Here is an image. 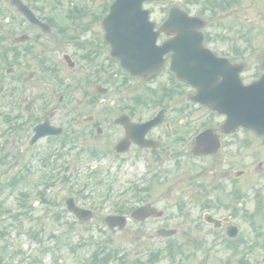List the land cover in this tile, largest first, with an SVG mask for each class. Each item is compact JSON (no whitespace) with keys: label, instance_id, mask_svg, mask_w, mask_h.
I'll return each mask as SVG.
<instances>
[{"label":"flooded vegetation","instance_id":"1","mask_svg":"<svg viewBox=\"0 0 264 264\" xmlns=\"http://www.w3.org/2000/svg\"><path fill=\"white\" fill-rule=\"evenodd\" d=\"M111 1L67 0L65 7H61L58 0H52L48 3L53 7L49 8L48 17L40 18L51 27L47 36L50 40H43L40 34L38 37L35 35L36 40L33 35L22 48H17V53L12 49L4 50L6 45L12 44L13 29L0 27V62L2 66H10L0 70V100L5 98L0 102L1 144L25 142L26 128L31 135L32 128L43 122L47 113L54 112L50 123L62 127V133L42 137L36 145L28 146L33 159L40 164L38 171L45 183L54 181L58 175L51 150L54 139L64 138L65 146H71L74 141H89V144L80 143L74 149H81L83 145L95 148L94 160L98 161L96 157L99 156V159L105 160L106 167L117 171L120 181H131L138 206L150 203L161 213L135 221L134 236L139 240L140 247L153 251L127 264H225V258L221 259L225 252L222 242L227 239L228 224L215 229L204 221V215L210 212L213 217L220 218L222 211L230 215V221H239L240 214L248 212L245 208L251 201L247 198L249 175L244 166L237 170L232 166L234 163L245 164L246 158L257 154L256 140L262 141L263 137L240 126L223 131V126L232 122L226 120L227 115L219 114L209 106L202 107L191 99L193 88L179 83L167 67L169 54L165 56L163 72L158 79L150 82L141 76H130L123 70L119 60L111 58V47L104 36L102 20ZM184 1L155 0L145 3L151 11L149 22L153 23V31L163 23L171 6ZM214 5L218 13L230 2L214 0ZM24 20L20 24L29 28ZM239 26L231 20L215 21L216 39L210 42L205 37L208 46L234 64L246 62L253 56L250 45L240 44L235 39ZM35 28L37 33L41 32L39 27L29 29ZM223 31L226 33L222 34ZM21 33L27 32L21 30L17 35ZM170 36L160 32L158 42ZM33 44L38 51L31 50L35 49ZM47 46L54 49V56L50 55ZM45 55L50 67L42 68L40 73L26 80L31 70L24 72L23 69L20 73L19 64L30 65L35 56L43 59ZM260 57L263 59L264 53ZM9 69L12 70L9 72ZM241 75L245 84L257 79V75L247 78L246 71ZM39 88L43 91L33 96ZM52 90L54 92L50 95ZM198 110H204V115L198 117ZM36 111L41 115L35 117ZM59 111L63 120L53 122ZM159 111L162 122L149 131H144L141 126L134 130L130 128V124L140 125ZM205 129L210 130L211 139L218 140L220 147L214 155H194L195 139ZM198 159L211 162L214 170L208 172L210 176L203 171L196 174L184 171V164ZM72 162L62 168L60 176L64 179H72L73 175L81 172L78 168H70ZM163 165L175 168L172 173L166 170L162 175L151 171ZM188 182L194 185L190 194ZM159 185H166V189L156 190ZM207 188L212 191H206ZM153 197H156L154 201H148ZM188 197H192V201ZM143 199L146 201L142 202ZM161 200L165 201V205L158 206L163 203ZM194 209L200 211L197 216L193 215ZM247 217L251 219L252 215L248 212ZM172 220L174 222H169ZM258 226L263 228L264 221L251 222L249 231L259 233L261 230L254 229ZM170 228L175 229L173 236L160 235L161 229ZM199 243H202L203 249L195 252L156 253L157 248L167 245Z\"/></svg>","mask_w":264,"mask_h":264},{"label":"rangeland","instance_id":"2","mask_svg":"<svg viewBox=\"0 0 264 264\" xmlns=\"http://www.w3.org/2000/svg\"><path fill=\"white\" fill-rule=\"evenodd\" d=\"M24 1L28 5L34 4L37 7H41V5H43V10L39 9L41 15L47 14L49 8H53L50 4H48L49 2H52V0H40L41 5L38 3L35 4L33 0ZM58 1L62 4L61 7H65V2L67 0ZM194 8L196 7L188 5V9L195 10ZM13 11L14 10L11 9V14H14V16H18ZM228 13H230L231 15L228 18L226 17V19L224 18L223 20H226L227 22L231 20L232 22L240 24L239 31L243 32V34H249V36L254 40V43L257 44L258 53H264V0H242L239 2L236 8H233L232 12ZM1 20L4 21L5 18H2ZM209 25L210 28L208 29V31L211 35H215L216 32L214 33L213 31V22H210ZM22 26L24 29L22 28ZM10 28L17 33H19V31L21 30H25L31 36L37 33V30L26 28L23 24H20V26H18L10 21L5 22L4 29L8 30ZM237 34L238 33L236 32V37H238ZM42 38L45 39L44 37ZM32 46H34L35 49L38 50V47H36L34 44ZM46 49L50 50L51 56L55 55V53L52 52L54 50L53 48L47 46ZM247 63L248 68L246 71V77L248 78L255 75L254 69H258V62L249 60V62ZM37 65V61H35V59H32L30 62L31 70L35 68L37 69V72L40 73L41 71L38 70ZM23 68L24 67H21L20 73H23ZM24 70L25 72L28 71L26 70V68ZM42 91L43 90L39 88L38 90H35L33 95L37 96V94ZM53 92L54 90H52L49 94L52 95ZM38 112L39 111H36L35 117L41 115V113ZM199 112L200 111H198V113ZM62 120L63 116H61L59 111L53 122L59 123ZM86 142L89 144V141ZM0 143L2 142L0 141ZM18 146L19 144L17 145V142L0 144V157L4 153L15 154L16 147ZM57 148L59 147L57 146V142H55L51 150L56 151ZM65 150L66 151L64 152H66V154L56 165V168L60 167L62 161L69 162L73 160L75 165H81V175L74 177L75 180H72V183L75 188H81L80 186L82 184L86 183L87 185L89 183L88 189H85L87 192L84 193H86L87 196H93L91 198L79 199L77 203L88 207H91V205H95L94 203H97V205L100 206L99 210L96 211V214L94 215L95 217L92 220L85 222L84 224H79L78 221L68 212L64 214L63 220L61 222H58L53 220V218H51V216L49 215L51 209L54 207L51 206L50 208V206L45 203L37 202L34 198V195H32L28 200V204L30 203L32 207V209H30V217H24V220L13 222L12 217H6V211L3 210L6 208L14 210L16 211L15 214L20 212L17 211L19 209V197L17 195L18 190L6 189L1 196L2 198H0V207L3 205V207L0 208V231L6 232L5 238H0V247L8 246V251H12L13 253L17 254H15L12 259L1 261V264H30L29 262L34 257H36L41 264H87V262H89L91 252L95 250L93 244L97 240H105L109 238L106 236L109 230L104 225V214H107V212L113 210L115 205L114 203L127 199L131 200V183L120 181L119 178L116 177V170H114V168L112 167L109 169L108 167H106L105 160H101L99 158H97L98 161L92 160V158L88 157L87 155H83L80 160H77L76 156L78 155V152L74 151L70 156V150ZM261 150V152L264 153V148H262ZM258 160L261 161L260 164H257ZM202 161L203 160H196L195 162L184 164L183 167H185V172L196 174L197 171H200L202 165H206V162H209L208 160H206V162ZM245 162L248 170V175H250V188L248 189V191H250V196L253 198V194L257 192L258 189L261 190L263 192V195L261 196L262 199L260 200L264 205V155L262 157H259L258 155L251 154L250 157L245 159ZM239 166V164H234L232 167L236 169ZM16 167H14L13 171L16 170ZM168 168L172 170L170 171V173H172L175 167L169 166ZM38 169H41L39 162L33 161V165L31 168L32 174L30 175L32 181L40 177ZM157 170L159 172H162V169L160 168ZM93 171H98V175H95L94 178H90L89 174ZM0 173H4V171L0 170ZM206 175L210 176L209 173H207ZM96 179L102 182L103 185L95 188L94 182ZM32 181L30 180V182ZM21 187L24 190L25 186L21 185ZM108 187H111V190L108 193L110 197L108 196L109 198H107L106 200L99 198V194H104L106 188ZM164 189H166V185H159L156 190L163 191ZM187 189L189 194L194 190V185L192 182L187 183ZM70 190V187H68L67 185H63L62 188L60 187L59 189H56L54 193H57L59 195V198L62 200V198L65 197ZM33 191L34 190H32V188H28L26 190V192L29 193ZM47 193L48 195H50V192ZM155 198L156 197H153L152 199H149V201L152 202L155 200ZM191 198L192 197H188V200L192 201ZM161 202L163 203L158 206L165 205L164 200H161ZM131 203L136 206L137 201L133 199L131 200ZM249 208L251 209L252 205ZM199 213L200 211L198 209L193 210L194 216H197ZM222 214L223 212L221 211L220 216ZM174 215L177 214L175 213ZM42 217L46 219L44 220ZM68 222L74 224L75 229L71 232H68L66 228V224ZM169 222L172 223L174 222V220ZM237 223L241 227L242 239L247 240L254 237V235L248 229L249 224L247 222L242 219V221ZM30 227L33 229L42 228V232L40 235L41 239H34L32 237H29L28 229ZM135 233L136 223L130 221L127 222V227L122 230V233H116L112 236L113 242H110V247L119 250V257L125 255V258H132L133 256H143L147 254V251L150 248L140 247L139 240H137L134 236ZM49 234H55L56 236H59V239H61L62 241H55L56 239L50 238ZM87 241L88 244H86V246H79V242L86 243ZM186 249H189V246H187ZM186 252H188V250ZM0 253H2L1 250ZM239 255L241 258V253ZM239 255L234 256L228 251H225L221 259L225 258L226 260H228V264H237ZM0 256L6 258V256L3 254ZM262 256H264V253L257 251L255 252V256L249 255L247 256V258L253 262L252 264H255L262 258Z\"/></svg>","mask_w":264,"mask_h":264},{"label":"water","instance_id":"3","mask_svg":"<svg viewBox=\"0 0 264 264\" xmlns=\"http://www.w3.org/2000/svg\"><path fill=\"white\" fill-rule=\"evenodd\" d=\"M134 1L137 2L138 7H139L143 0H134ZM13 3L18 7L19 10L23 12V14L26 17L29 18L30 21L37 23V20L35 19L33 15H31L30 11L28 10L26 6H23L21 2L17 0H14ZM122 3H123L122 0H116L115 3L111 6L110 14L107 17L109 20L110 18L116 17V16H117L116 18L118 17L122 18V17L129 16L127 13L126 14L118 13L121 10L120 6ZM172 13H174V11H171V14L169 16L170 18L173 16ZM201 26L202 24H200L199 26L198 25L193 26L190 24L178 26V28L175 31L177 35L167 40L166 42H164L163 45L159 46L158 52L156 51L157 47L154 44V41H155L154 38H153L152 46H149V47H147L148 45L144 44L143 42H139L141 40H144L143 38H139V37H134L132 39L112 38L110 42H111V45L114 43H118L120 41L122 42L131 41L133 43L136 42V44L131 45L130 48L136 49L139 52V53H134L133 55L143 56V61L141 63L140 62L138 63V64H141V66L143 65L146 66L147 63L151 62L148 59L152 57V55H157L158 59H157V63L155 66L156 68L154 70H149L148 68H144V69L139 68V67L136 68L134 66L133 68H128L132 74L139 73L145 76L147 75V73L151 75V71L153 72L156 71L155 75H157V73L159 72L161 68L160 66L162 65V59H161L162 54L168 51H172V54H171L172 60L170 63L171 70L175 73L176 77L193 85L197 89V93L195 94L194 98L204 103L203 99L208 89V85L215 83L214 85L215 89L219 90L220 87L223 89L222 86L219 87V84H218L219 77H222L221 74L225 73V71L229 73L231 69L229 68L224 69L223 66L224 67L229 66V64H227L226 62L225 63L220 62L219 59H217L214 55L210 54V52L203 47L201 43L202 34L197 32V29ZM133 31H130V33H132ZM128 32H129L128 30L124 29L122 30L121 33H128ZM24 38L25 36L22 35L20 38H18V41H22L24 40ZM262 62H263L262 68L264 69V60ZM239 70L240 68H236V70L232 69V71L235 72V76L233 77V79L235 80L236 86L238 87L240 86H239L238 75L236 74ZM262 74L263 75L261 79H259L258 82H255L251 84L250 86H248L249 88H252L254 100L252 101L251 99V105L249 109L242 108V107L239 109L240 115L242 114L241 117L243 119H249V118L250 119H253V118L262 119L264 118V90H259V91L256 90L257 86L258 87L264 86V72ZM231 79L232 77H228V80H231ZM234 90H235V87L233 88L232 91ZM257 95L259 96V99ZM247 112L249 113V115L246 114ZM262 125H264V122L262 123ZM67 206L69 207L70 210L75 212L76 215L79 216L81 220H85L91 217L87 211L84 212L80 210L75 205H73L71 201H69ZM142 209H144V207L141 208L140 211H142ZM138 213L133 212L132 214L134 217H137V218H141V217L143 218L147 215L152 214V213H149L148 211H144V213L141 214L140 216ZM114 220H116L117 224H120V226L124 224V219L122 217H119L118 219H114ZM110 224L112 225L113 222H110Z\"/></svg>","mask_w":264,"mask_h":264}]
</instances>
